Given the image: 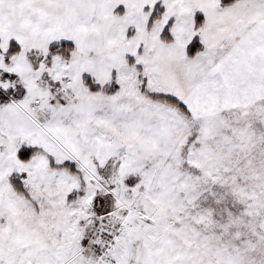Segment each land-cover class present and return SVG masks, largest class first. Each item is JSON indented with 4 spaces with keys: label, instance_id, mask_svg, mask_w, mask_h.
<instances>
[{
    "label": "snow or ice",
    "instance_id": "snow-or-ice-1",
    "mask_svg": "<svg viewBox=\"0 0 264 264\" xmlns=\"http://www.w3.org/2000/svg\"><path fill=\"white\" fill-rule=\"evenodd\" d=\"M0 264H264V0H0Z\"/></svg>",
    "mask_w": 264,
    "mask_h": 264
}]
</instances>
